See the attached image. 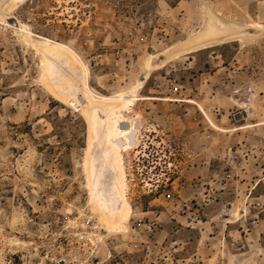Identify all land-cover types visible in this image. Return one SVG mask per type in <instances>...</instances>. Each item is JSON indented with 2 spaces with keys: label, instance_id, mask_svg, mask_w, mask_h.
<instances>
[{
  "label": "rangeland",
  "instance_id": "obj_1",
  "mask_svg": "<svg viewBox=\"0 0 264 264\" xmlns=\"http://www.w3.org/2000/svg\"><path fill=\"white\" fill-rule=\"evenodd\" d=\"M14 1L0 0V264H264V0ZM132 85L130 109L87 90ZM113 112L137 121L122 171L91 130ZM88 154L118 182L111 206L91 198Z\"/></svg>",
  "mask_w": 264,
  "mask_h": 264
},
{
  "label": "bare ground",
  "instance_id": "obj_2",
  "mask_svg": "<svg viewBox=\"0 0 264 264\" xmlns=\"http://www.w3.org/2000/svg\"><path fill=\"white\" fill-rule=\"evenodd\" d=\"M16 2H18L19 0H15ZM14 1V2H15ZM13 3V2H12ZM9 5V4H8ZM14 6V5H13ZM7 7V6H6ZM12 9V7H11ZM10 10V8H9ZM9 10L7 12H9ZM23 28V27H22ZM27 29V28H26ZM28 30V29H27ZM25 31V30H22ZM26 37L31 38V37H39L43 43L45 44H50V45H54L56 47H61L62 49H64L66 52L69 51L73 57H75L77 60L78 57L75 55V53H73V51H71L66 45L59 43V42H55L53 40H50L48 38L42 37V36H36L34 33L30 32V31H25ZM151 63V62H150ZM83 65V64H82ZM83 67L85 68V66L83 65ZM150 66L147 63L143 64V68L145 70H148ZM86 69V68H85ZM87 71V70H86ZM136 86L132 85L131 87H129L127 89V91L119 93L113 97H107V96H100L95 94L93 91L90 90V88L87 86V90L90 94H92V96H94L96 99H99L101 101H117V100H128V102L126 103V107L127 109H130L131 106L134 104L135 101L139 100L140 97L135 95V91H136ZM131 94L130 97H126V95ZM82 99V97H81ZM83 100V99H82ZM84 103V101H83ZM113 116L114 118H117L116 121L114 122V125L112 128H110L107 120L109 119L107 117L106 123H102V124H97L93 122L92 125V129H94L93 127L95 126V131L96 132H100V134L102 135V137L106 138L107 142H112V145L114 147H116L117 151L119 152V155H116V164H117V168L119 169V171L121 170V165H122V158H121V151H126L127 149L133 147L134 145H136V139H137V133H138V128H137V121L132 119V120H127L126 122L129 123V127L126 129H123L122 124H121V117L120 115H116L115 112H113ZM112 116V115H111ZM110 117V116H109ZM125 123V122H124ZM262 123H258L256 125H260ZM97 126H100V128H97ZM94 131V133H95ZM112 134H115V137H112ZM93 135V134H91ZM91 141L93 142V139H91ZM121 141V143H120ZM90 145V142H89ZM92 158V157H91ZM89 158V154H88V159H87V167H86V171H87V175H88V179H89V184H90V191H91V198L96 201L98 203L99 206L103 207H107V206H111L113 204L112 199L110 201L109 194L108 191L110 190V188H112V190H117V186H118V182L115 184L114 182H116V180L114 182H112V184L110 185L104 175L105 171H103V169H107L108 167V163L109 161H112L113 165V157H112V150L105 148L104 150L101 151V155L99 157L100 164L98 165V169L99 171L102 169V172H99L97 170V162H95L96 160L93 158L91 159ZM101 162H103L105 165H103ZM105 166V167H104ZM94 168L96 170V172L94 171ZM112 168V166H111ZM123 173V172H122ZM122 176V175H121ZM124 176H122L121 178L123 179ZM106 179V180H104ZM110 185V186H109ZM123 189H124V182L123 180L121 181V190H122V198L124 197L123 195ZM97 193L101 195V197L104 199V205L103 203H101L98 199H97ZM116 195V194H115ZM114 199V198H113ZM126 207V206H125ZM128 208V207H127ZM124 224L122 223V225H118V226H110L107 228L108 231H112L115 229H118L120 227H122Z\"/></svg>",
  "mask_w": 264,
  "mask_h": 264
},
{
  "label": "built area",
  "instance_id": "obj_3",
  "mask_svg": "<svg viewBox=\"0 0 264 264\" xmlns=\"http://www.w3.org/2000/svg\"><path fill=\"white\" fill-rule=\"evenodd\" d=\"M249 224H250L251 227H254L256 225V221L255 220H251L249 222Z\"/></svg>",
  "mask_w": 264,
  "mask_h": 264
},
{
  "label": "water",
  "instance_id": "obj_4",
  "mask_svg": "<svg viewBox=\"0 0 264 264\" xmlns=\"http://www.w3.org/2000/svg\"><path fill=\"white\" fill-rule=\"evenodd\" d=\"M82 101V100H81ZM124 127V126H123Z\"/></svg>",
  "mask_w": 264,
  "mask_h": 264
}]
</instances>
